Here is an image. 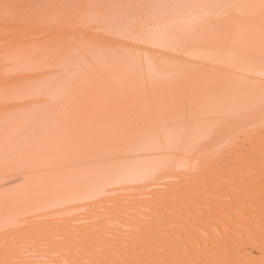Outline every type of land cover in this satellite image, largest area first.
<instances>
[{"label":"bare ground","instance_id":"bare-ground-1","mask_svg":"<svg viewBox=\"0 0 264 264\" xmlns=\"http://www.w3.org/2000/svg\"><path fill=\"white\" fill-rule=\"evenodd\" d=\"M0 264H264V0H0Z\"/></svg>","mask_w":264,"mask_h":264}]
</instances>
